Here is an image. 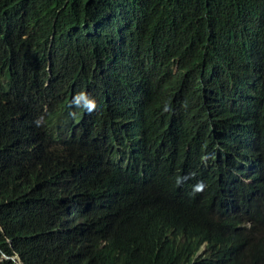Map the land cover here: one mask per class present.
<instances>
[{"label": "trees", "instance_id": "1", "mask_svg": "<svg viewBox=\"0 0 264 264\" xmlns=\"http://www.w3.org/2000/svg\"><path fill=\"white\" fill-rule=\"evenodd\" d=\"M86 85L82 131L28 100ZM166 151L171 188L131 179ZM0 264H264V0H0Z\"/></svg>", "mask_w": 264, "mask_h": 264}, {"label": "clouds", "instance_id": "2", "mask_svg": "<svg viewBox=\"0 0 264 264\" xmlns=\"http://www.w3.org/2000/svg\"><path fill=\"white\" fill-rule=\"evenodd\" d=\"M53 40V38H52ZM50 93H53L52 96H49ZM49 99L51 102H53L55 108L53 112H58L64 116V118L68 121L70 126L73 129H76L78 131H82L84 128H86L89 124L88 122H85V120H90L91 122L93 119L97 120V117L104 111V108L106 107V102L109 101L106 98H96L94 97L90 90L88 89L87 85L84 89L80 90L79 88H72L69 92V94L66 96V111H63L61 109V99L58 97L55 91H51L47 89L44 86H37L34 92L32 93L31 97L28 99L29 101L36 102V103H42L44 100ZM69 101H72V104L69 105ZM196 107L200 108V103L202 101H205L203 95L201 94L200 97L193 100ZM68 105L70 108L67 110ZM46 113L43 117H46L50 115L51 113H48V109H46ZM160 116V114L158 115ZM42 117V118H43ZM41 118V119H42ZM153 119H157V115L153 114ZM197 131L198 127L195 124H192L187 130H183V133L187 135V137L193 139L198 144L201 142L200 140H196L197 137ZM43 150L45 151L44 147L47 148V151H50L48 143H42ZM195 146L193 145H184V147L181 150H178L175 153V157H183L185 160V164L189 163V157L190 153L194 151ZM165 155H169V153L166 151L163 153L162 156L158 157L155 162L159 166H154L152 163H148L145 166L141 167L140 169L134 168L130 169V177L131 179H135L137 181H145L150 174H152V179L156 186L159 188H171L173 186V179L168 173L167 164L165 161H163V157ZM103 158L106 166H109V158L101 155ZM41 159L43 160L42 164L40 165V170L43 175L44 181H50V180H57L59 177H63L66 183V189L64 192V199L65 204H68L70 200L75 198L78 202V204H83L85 201L84 193L81 191L79 194L74 193L71 191V186L76 183V179L74 178V175L72 173V170H75V168L71 169L70 166L61 161V163L57 162L56 159H49V157H46V154L43 153L41 156ZM37 161V160H36ZM76 171V170H75ZM89 175L91 174L90 171H88ZM197 192L201 191V188L195 189ZM189 195V192L186 191L183 196ZM77 217H80L78 221L81 222L82 225L87 224L86 219V210L85 207L82 211L76 210ZM84 217H82V215ZM73 229L68 227V231H76L79 232L83 229V233L81 234L82 237L89 238L87 227H78L73 226Z\"/></svg>", "mask_w": 264, "mask_h": 264}, {"label": "rangeland", "instance_id": "3", "mask_svg": "<svg viewBox=\"0 0 264 264\" xmlns=\"http://www.w3.org/2000/svg\"><path fill=\"white\" fill-rule=\"evenodd\" d=\"M44 149H45V151H47V148L44 147Z\"/></svg>", "mask_w": 264, "mask_h": 264}]
</instances>
